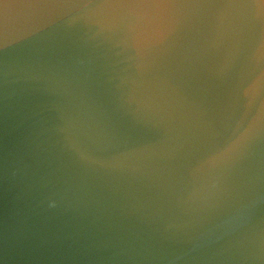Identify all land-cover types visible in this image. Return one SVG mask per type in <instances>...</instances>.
I'll return each mask as SVG.
<instances>
[{
	"label": "water",
	"instance_id": "water-1",
	"mask_svg": "<svg viewBox=\"0 0 264 264\" xmlns=\"http://www.w3.org/2000/svg\"><path fill=\"white\" fill-rule=\"evenodd\" d=\"M0 264H264V0H0Z\"/></svg>",
	"mask_w": 264,
	"mask_h": 264
}]
</instances>
